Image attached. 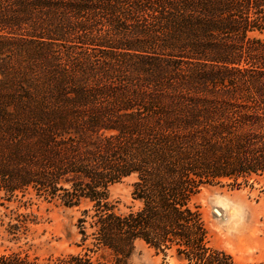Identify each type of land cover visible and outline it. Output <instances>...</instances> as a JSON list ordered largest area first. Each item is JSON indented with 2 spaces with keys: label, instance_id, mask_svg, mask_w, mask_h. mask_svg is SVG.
<instances>
[{
  "label": "trees",
  "instance_id": "1",
  "mask_svg": "<svg viewBox=\"0 0 264 264\" xmlns=\"http://www.w3.org/2000/svg\"><path fill=\"white\" fill-rule=\"evenodd\" d=\"M263 176L264 0H0V206L91 204L81 253L7 249L0 264H130L137 242L241 264L209 246L191 203ZM131 177L141 205L118 212L110 189Z\"/></svg>",
  "mask_w": 264,
  "mask_h": 264
},
{
  "label": "rangeland",
  "instance_id": "2",
  "mask_svg": "<svg viewBox=\"0 0 264 264\" xmlns=\"http://www.w3.org/2000/svg\"><path fill=\"white\" fill-rule=\"evenodd\" d=\"M135 181L131 177L111 187L110 200L116 211L124 213L140 207L132 196ZM191 205L202 214L210 247L230 254L241 264H264V176L240 187L233 186L229 180L204 185ZM90 207L87 201L66 207L60 200H45L35 193L16 194L11 202L0 206V252L21 248L40 259L81 253L82 249L77 246L80 239L77 220ZM218 211L227 214L219 216ZM20 215L29 217L28 231L18 242H9L6 229ZM128 261L130 264H187L175 251L164 254L143 242L136 243Z\"/></svg>",
  "mask_w": 264,
  "mask_h": 264
},
{
  "label": "bare ground",
  "instance_id": "3",
  "mask_svg": "<svg viewBox=\"0 0 264 264\" xmlns=\"http://www.w3.org/2000/svg\"><path fill=\"white\" fill-rule=\"evenodd\" d=\"M224 208V207H223ZM218 213H219V216H223V214H227V212L226 211H224V213H222V212H220V211H218ZM226 216V215H225ZM222 218V217H221Z\"/></svg>",
  "mask_w": 264,
  "mask_h": 264
}]
</instances>
